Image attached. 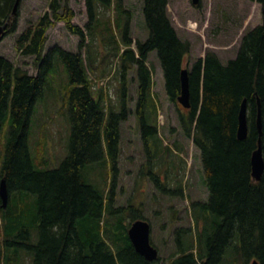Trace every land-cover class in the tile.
Listing matches in <instances>:
<instances>
[{
	"label": "trees",
	"instance_id": "1",
	"mask_svg": "<svg viewBox=\"0 0 264 264\" xmlns=\"http://www.w3.org/2000/svg\"><path fill=\"white\" fill-rule=\"evenodd\" d=\"M15 1L0 0V23L11 15ZM168 1L143 0L141 10L148 34L133 48L127 27L129 13L123 10L121 0H116L117 7L127 15L123 42H113V54L118 53L120 44L125 45L118 55L123 82L120 111L106 104L102 89H93L88 72V67L94 68L89 48L88 59L86 53L60 45L44 53L48 30L58 22L78 35L80 48L87 47L86 36L93 33L89 25L96 15L93 0H85L88 21L84 28L73 22L75 11L67 0H48V10L15 38L17 52L34 56L36 74L0 55V129L6 121L9 123L0 164V179H6L8 190L5 207L0 199V264H24L29 255L33 264H226L227 258L237 261L239 256L242 264L252 260L264 264V171L260 180H255L251 163L258 147L259 111L264 157V24L242 35L235 57L226 63L207 50L187 68L184 59L191 43L174 28ZM19 8L20 3L6 34L15 31ZM153 50L163 71L166 95L175 104H180V72L188 69L190 106L184 107L179 119L184 134L200 153L208 198L191 203L196 232L193 234L191 227H178L175 250L167 259L158 252L157 259L149 261L135 250L128 237L130 224L146 219L141 209L114 205L116 179H112L111 193L105 197L103 191L84 180L83 172L86 166L105 158L117 169L120 124L131 113L145 144L156 132L145 113L152 98L148 57ZM57 55L65 64L69 80V154L56 168L36 169L28 143L29 124ZM132 65L137 79L134 111L128 105L124 77ZM245 98L248 133L240 139L238 114ZM156 154L154 151L152 155ZM150 177L161 187L156 176ZM111 214L114 216L110 218ZM36 236L37 242L31 244Z\"/></svg>",
	"mask_w": 264,
	"mask_h": 264
},
{
	"label": "rangeland",
	"instance_id": "2",
	"mask_svg": "<svg viewBox=\"0 0 264 264\" xmlns=\"http://www.w3.org/2000/svg\"><path fill=\"white\" fill-rule=\"evenodd\" d=\"M67 2L75 11L73 22L84 28L88 21L85 0ZM142 2L121 0L123 10L129 13L127 27L133 48L137 40H145L148 34L141 10ZM93 3L96 15L89 25L93 33L88 34L85 30L88 34L87 47L80 48L78 35L70 33L63 22H58L48 30L44 53L60 45L72 52L86 53L88 59L89 48L94 68L88 67V72L93 89H102L106 104H112L114 111H120L123 82L118 55L125 45L120 44L118 53L113 54V42H123L122 29L127 15L117 7L116 0L108 3L93 0ZM47 10L48 0H21L15 31L0 39V55L32 75L37 73L34 56L17 52L15 38L28 23L35 22ZM168 12L178 35L191 43L190 53L184 59V67L187 68L195 59L204 57L207 50L217 53L226 63L235 57L242 35L250 28L263 24L262 3L250 0H197L196 4L192 0H169ZM190 24H196V27L193 29ZM148 65L152 70L153 85L152 98L145 113L148 123L156 127L149 144H145L135 114L131 113L120 124L117 169L114 170L105 158L86 166L83 176L88 184L103 191L105 197L111 193L112 179H116L112 192L114 205H132L141 209V214L151 225L152 244L158 248L161 258L167 259L175 250V230L178 227H191L193 234L196 232L191 203L206 201L208 190L200 153L180 125L179 114L185 109L168 99L155 50L149 53ZM124 77L128 105L134 111L137 97L134 65L129 67ZM68 87L65 64L57 55L45 81L44 95L37 99L29 124L28 143L36 169L56 168L69 154L71 122ZM8 131L9 123L6 121L0 129V164ZM154 151H157L156 155H152ZM150 176H156L161 187L158 188ZM113 216L111 214L110 218ZM37 238L31 239V244H35ZM225 262L242 264L243 261L239 256L237 261L227 258ZM24 264H33L32 256L29 255Z\"/></svg>",
	"mask_w": 264,
	"mask_h": 264
},
{
	"label": "water",
	"instance_id": "3",
	"mask_svg": "<svg viewBox=\"0 0 264 264\" xmlns=\"http://www.w3.org/2000/svg\"><path fill=\"white\" fill-rule=\"evenodd\" d=\"M194 4L197 3V0H192ZM20 0H16L14 7L12 9L11 15L6 19L4 24H0V39L5 35V27L10 20L12 15H15L18 9ZM263 12V24H264V2L262 4ZM180 81H181V93L178 97V102L185 108L190 106L189 100V85H188V69L183 68L180 72ZM258 129V147L252 154L251 163H252V177L255 180H260L263 171H264V157L261 145V136H262V120L261 113L258 112V118L256 122ZM248 133L247 126V102L246 98L243 99L239 114H238V129L237 135L240 139L246 138ZM0 199L1 205L5 207L8 200V190L6 185V179L2 177L0 179ZM150 232L151 226L150 223L145 219H136L134 220L128 228V237L134 246L135 250L142 255L145 259L152 261L157 259L158 250L155 246L152 245L150 241ZM251 264H259L257 260H253Z\"/></svg>",
	"mask_w": 264,
	"mask_h": 264
},
{
	"label": "bare ground",
	"instance_id": "4",
	"mask_svg": "<svg viewBox=\"0 0 264 264\" xmlns=\"http://www.w3.org/2000/svg\"><path fill=\"white\" fill-rule=\"evenodd\" d=\"M6 21V20H5ZM5 21L3 22V23H0V24H4L5 23ZM10 21V20H9ZM9 21H8V23H9ZM8 23H7V25H6V27H5V35H6V31H7V26H8ZM4 35V36H5ZM1 236V235H0Z\"/></svg>",
	"mask_w": 264,
	"mask_h": 264
},
{
	"label": "flooded vegetation",
	"instance_id": "5",
	"mask_svg": "<svg viewBox=\"0 0 264 264\" xmlns=\"http://www.w3.org/2000/svg\"><path fill=\"white\" fill-rule=\"evenodd\" d=\"M177 168H181V166L180 167H177Z\"/></svg>",
	"mask_w": 264,
	"mask_h": 264
}]
</instances>
